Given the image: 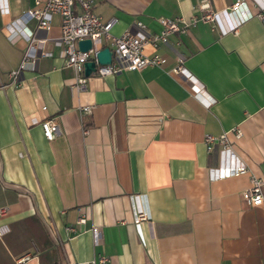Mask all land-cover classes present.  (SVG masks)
I'll use <instances>...</instances> for the list:
<instances>
[{"label": "crops", "instance_id": "obj_1", "mask_svg": "<svg viewBox=\"0 0 264 264\" xmlns=\"http://www.w3.org/2000/svg\"><path fill=\"white\" fill-rule=\"evenodd\" d=\"M235 1L94 0L93 9L117 19L113 35L158 33L161 17L189 18L204 2L219 11ZM243 1L253 16L236 31L199 21L145 47L162 64L92 72L77 89L53 44L60 17L40 29L25 16L34 0H0V81L8 83L21 61L28 30L52 53L24 71L22 85L0 90V264L24 255V264H84L101 255L109 264H264V203L251 206L241 194L250 174L264 180V0ZM180 63L210 104L172 71ZM84 105L91 107L82 112ZM45 118L60 128L52 140L39 123ZM223 132L249 172L211 179L221 156L218 145L207 150L204 135ZM134 195L137 207L144 195L151 214L141 223L144 243Z\"/></svg>", "mask_w": 264, "mask_h": 264}, {"label": "built area", "instance_id": "obj_2", "mask_svg": "<svg viewBox=\"0 0 264 264\" xmlns=\"http://www.w3.org/2000/svg\"><path fill=\"white\" fill-rule=\"evenodd\" d=\"M94 0H34V6L25 12L27 20L34 19L37 27L40 29H49L51 17L58 15L60 17V33L53 39V44L59 48V55L63 58L65 66L71 67L75 71L72 87L84 89L87 77L84 75V62L92 60L96 64L94 73L99 76H105L121 72L123 70H141L149 66H158L164 62V59L158 55H148L144 52L146 46L153 48L159 44L168 42L169 35L172 33H185L190 25L202 22H211L219 28L221 34L230 31H236L238 26L245 20L251 18L253 13L249 11L243 0H236L230 7L213 11L206 2L199 6L198 13L189 18L182 16L169 18L161 17L159 22L162 26L158 33H146L144 31L132 33L124 31L120 35H113L111 28L117 21L115 17L103 18L93 9ZM4 12L8 11L7 6L3 7ZM240 15H236L238 11ZM234 15L232 18L231 16ZM263 16L262 13L259 14ZM222 19L227 20L226 25L222 24ZM143 27L141 22H137ZM28 45L23 53V57L15 69L8 72V83L0 81V90L6 85H22V75L24 71L34 68L36 61L40 56H50V51L42 49L44 39H36L33 31L28 30L26 33ZM90 39L91 46L87 50H81L78 46L80 40ZM111 50V61L106 64L98 62L97 53L103 47ZM174 73H179L191 81V89L196 97L205 100L210 104L213 99L206 97L203 84L199 82L187 69L180 63L172 68ZM207 98V99H206ZM91 106L84 105L81 107L82 112L88 111ZM45 108V106H43ZM29 124L36 122L33 115L28 116ZM44 136L52 140L59 132L58 123L52 118H45L40 122ZM235 137L239 138L242 131L239 127L231 129ZM204 143L207 150L214 145L219 146L221 163L216 167L208 169L211 179H220L230 176L247 174L249 168L234 152L227 133L219 135L205 134ZM264 180L253 174L249 176V185L242 190L243 198L251 205H261L264 203ZM144 205L136 206L137 195L131 196L133 223L138 232L142 243L145 237L141 231L142 221L151 218V214L146 205L144 195H139ZM5 208H0V214L5 212ZM78 222H85L84 216L78 218ZM74 230L73 227H69ZM93 232H100V228L93 227ZM1 234V230H0ZM28 255L17 259V264H24ZM63 264H80L75 261H66ZM84 264H109L108 258L101 255L96 261H87Z\"/></svg>", "mask_w": 264, "mask_h": 264}, {"label": "water", "instance_id": "obj_3", "mask_svg": "<svg viewBox=\"0 0 264 264\" xmlns=\"http://www.w3.org/2000/svg\"><path fill=\"white\" fill-rule=\"evenodd\" d=\"M78 46L81 50H87L91 46L90 39L80 40ZM98 62L101 64H106L111 61V50L108 47H103L97 53ZM96 69V64L92 60L84 62V75L88 76Z\"/></svg>", "mask_w": 264, "mask_h": 264}]
</instances>
